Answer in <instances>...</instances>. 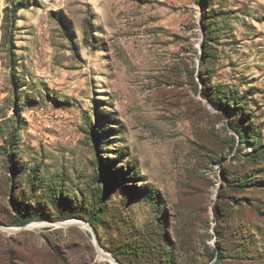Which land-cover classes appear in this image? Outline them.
<instances>
[{
    "label": "rangeland",
    "instance_id": "rangeland-1",
    "mask_svg": "<svg viewBox=\"0 0 264 264\" xmlns=\"http://www.w3.org/2000/svg\"><path fill=\"white\" fill-rule=\"evenodd\" d=\"M100 207L123 264H264V0H0V264H111Z\"/></svg>",
    "mask_w": 264,
    "mask_h": 264
},
{
    "label": "trees",
    "instance_id": "trees-1",
    "mask_svg": "<svg viewBox=\"0 0 264 264\" xmlns=\"http://www.w3.org/2000/svg\"><path fill=\"white\" fill-rule=\"evenodd\" d=\"M218 102L221 105H224L226 107L230 106V105H234V104H238L237 102L235 103V101H238L237 97L235 95H233L232 93L227 94V93H220V96L218 98ZM239 132H242V127L238 126ZM249 136H247L246 134L243 133V135H241V141L240 143H249ZM262 151L259 150H255V152L249 156H247V160L255 162L258 161L260 156H261ZM99 212L93 211V210H89V217L86 220L89 225H91L93 228H96V226L98 225V223L100 222V219L102 218V216L105 214V211L102 209V207L99 208ZM66 219H85L81 216H79V214H74L73 216L67 217V218H62L61 220H66ZM31 218L28 217L27 215L24 216H20L17 218H14V220L11 222L10 226H14V227H22L25 226L27 224H29L31 222ZM144 249H148V247H145ZM127 251V250H124ZM120 251L116 250V251H112L111 254L113 256V258L119 263V264H123L120 259H118V255ZM146 253V252H145ZM148 253V252H147ZM220 252L217 251V258L220 259ZM135 255H130L131 258H128L129 260L132 259Z\"/></svg>",
    "mask_w": 264,
    "mask_h": 264
},
{
    "label": "water",
    "instance_id": "water-1",
    "mask_svg": "<svg viewBox=\"0 0 264 264\" xmlns=\"http://www.w3.org/2000/svg\"><path fill=\"white\" fill-rule=\"evenodd\" d=\"M81 222V221H79ZM83 224H85V226H88V228L90 229V232H91V235L93 237V240H94V245H95V250L96 252L99 254L100 251L102 250L101 246H100V243H99V239H98V236H97V233L96 231L94 230V228L89 225L88 223L86 222H81ZM60 226H63L65 228H70V227H78V228H82V224H62V223H58ZM0 229L4 230L5 232H8V233H15L17 232V230H14V229H10V228H7V227H4V226H0ZM107 260L109 263L111 264H119L113 257H111L110 255L107 257Z\"/></svg>",
    "mask_w": 264,
    "mask_h": 264
},
{
    "label": "bare ground",
    "instance_id": "bare-ground-1",
    "mask_svg": "<svg viewBox=\"0 0 264 264\" xmlns=\"http://www.w3.org/2000/svg\"><path fill=\"white\" fill-rule=\"evenodd\" d=\"M82 224L83 226H82V228L81 229H83V230H86V231H88V232H90V229L88 228V226H85V224H83V223H81V222H79V221H75V220H71V221H69V222H67V223H62V224ZM2 230V229H1ZM2 231H4V230H2ZM91 233V232H90ZM99 255V259L102 261V260H107V257L109 256V254H107L106 252H104L103 250H101L100 251V253L98 254ZM108 261V260H107Z\"/></svg>",
    "mask_w": 264,
    "mask_h": 264
}]
</instances>
